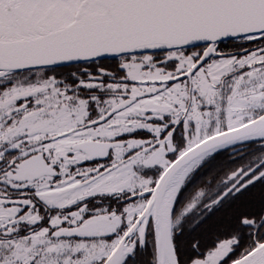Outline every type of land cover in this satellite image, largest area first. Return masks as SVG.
<instances>
[{"label": "snow or ice", "instance_id": "6c2138e0", "mask_svg": "<svg viewBox=\"0 0 264 264\" xmlns=\"http://www.w3.org/2000/svg\"><path fill=\"white\" fill-rule=\"evenodd\" d=\"M0 264H264V0H0Z\"/></svg>", "mask_w": 264, "mask_h": 264}]
</instances>
